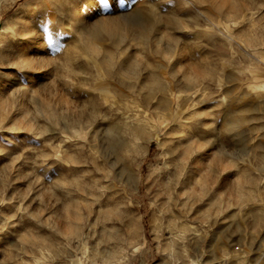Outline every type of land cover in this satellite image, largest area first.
<instances>
[{"label":"rangeland","instance_id":"obj_1","mask_svg":"<svg viewBox=\"0 0 264 264\" xmlns=\"http://www.w3.org/2000/svg\"><path fill=\"white\" fill-rule=\"evenodd\" d=\"M17 13L46 64L1 112L0 264H264V0H0V27Z\"/></svg>","mask_w":264,"mask_h":264},{"label":"bare ground","instance_id":"obj_2","mask_svg":"<svg viewBox=\"0 0 264 264\" xmlns=\"http://www.w3.org/2000/svg\"><path fill=\"white\" fill-rule=\"evenodd\" d=\"M23 8L25 10H28V11L31 9L29 4L24 5ZM96 9L97 8L95 7V2L94 1H90L89 4L87 5V8L85 10L80 11V15L78 16V20L83 19L87 15L89 16L90 13L95 12ZM18 13L11 20H9L6 24L1 25V27H0V124H1V121H3L2 118L5 117V116L1 115L3 113L2 110L7 107L9 101H12V102L15 103L16 99L18 98V92H19V95H20L22 100L27 99L30 96V94H31L30 93L31 92L30 91V83H31V81H29V84L28 83L27 84H21L19 82L18 78L15 77V75L18 74L21 71H24V75H27L29 78L31 76H33V75H38L40 73V69H38V68L43 65V61H44V60H42L43 53L45 52L44 51V49H45L44 43L39 42L38 37L36 36L37 35L36 32H33L32 36L31 37L29 36L30 38L27 37L26 40L20 38V40L18 42V46L16 48H13L14 46L12 47L13 42L15 40L16 31H17L16 26L17 25L20 26L22 24V22H23L22 21V16L21 15L19 16ZM30 16L33 17V13ZM1 21L2 20H0V23H1ZM36 22H38V21H36ZM150 25H151V23L149 21L145 22V23L135 22V23L131 24L130 26H127V30L129 32L137 33L140 36H143L145 34V32H146V28L148 26H150ZM4 27H5V30H6L5 32L3 31ZM19 28H20V30H22L21 31L22 35H25L26 31L24 30V27L21 25V27H19ZM122 30H124V29H123V27H122V25L120 23L115 22V20H110V19H107V20L97 19L91 26V33H105V34H108V35H119V34H121ZM26 43L30 44L31 47L33 46L31 50L34 49L35 51H37V54H39L38 59L35 60L34 63L32 62V64H34L36 66L37 72H36V70L34 72L33 71L28 72L27 71V70L30 69L31 61L28 58V50H27L28 48L25 45ZM12 50H16V52H15L14 55L10 56V54H8V53L10 51H12ZM32 64H31V66H32ZM44 64H46V62ZM132 68H133V66H132ZM102 79H100V80H102ZM259 87L263 88L264 86H259ZM77 93H79V92H77ZM201 101H203V100H201ZM179 112H181V111H179ZM186 129L187 128H183L181 130V132L179 133V136L177 137L179 140H181V141L182 140L183 141L184 140L185 141L189 140L188 137L186 138V136H187V130ZM154 137H155L156 142H158L160 145L163 144L161 139L158 138L159 136L155 135ZM186 150H187V148H186ZM184 152H185V150L182 151L181 153H179V155L182 156ZM187 152H189V151H187ZM165 153L168 154V150L167 149H165ZM163 165L166 166V168H167V173H166L167 177H166V182H165V184H166V192L165 193H166V197H167V202H168V204H170L171 203V193H172L171 192V185L172 184L175 185L177 179H176V177L174 178L173 171L169 170V161H168V159H166L164 161ZM127 176L128 177L126 178V182L128 184H130V183L132 184L133 181H134V176L132 175V173L130 175H127ZM173 213H175V212H173ZM173 222H175V221H173ZM170 233H172V232H170ZM175 242H176V239H174L173 236H170L168 238V240H167L166 249H168V250L173 249V246H174ZM34 262H35V260H34ZM189 264H202V263L200 262V259H196L195 261L194 260H190Z\"/></svg>","mask_w":264,"mask_h":264}]
</instances>
